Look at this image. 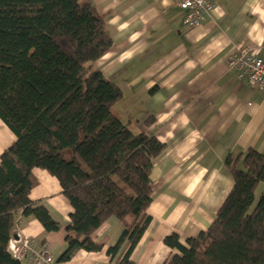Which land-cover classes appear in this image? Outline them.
Masks as SVG:
<instances>
[{
	"label": "trees",
	"instance_id": "obj_1",
	"mask_svg": "<svg viewBox=\"0 0 264 264\" xmlns=\"http://www.w3.org/2000/svg\"><path fill=\"white\" fill-rule=\"evenodd\" d=\"M112 48L106 19L86 0H0V120L17 138L0 156V264H24L10 251L20 218L33 216L46 233L62 228L31 199L36 169L57 179L71 208L58 264L95 250L94 234L112 217L123 228L112 260L122 250L116 264H136L165 145L114 114L123 92L96 67ZM224 164L230 194L198 237L165 239L177 251L169 264H264V154Z\"/></svg>",
	"mask_w": 264,
	"mask_h": 264
},
{
	"label": "crops",
	"instance_id": "obj_2",
	"mask_svg": "<svg viewBox=\"0 0 264 264\" xmlns=\"http://www.w3.org/2000/svg\"><path fill=\"white\" fill-rule=\"evenodd\" d=\"M86 1L106 19L113 40L96 67L123 92V117L114 114L134 132H154L165 145L151 174L152 222L133 261L169 264L177 251L165 239L176 234L185 244L198 237L230 194L226 158L250 150L264 154V90H252L247 77L229 66L244 48L264 61V0H211L214 10L194 27L185 24L187 11L174 0ZM16 139L0 120V156ZM33 174L38 185L32 201L62 228L46 233L36 219L21 218L16 227L24 241L57 261L66 249L71 208L56 178L40 169ZM122 232L110 218L94 234L95 250L61 264H116L122 250L114 260L111 254Z\"/></svg>",
	"mask_w": 264,
	"mask_h": 264
},
{
	"label": "built area",
	"instance_id": "obj_3",
	"mask_svg": "<svg viewBox=\"0 0 264 264\" xmlns=\"http://www.w3.org/2000/svg\"><path fill=\"white\" fill-rule=\"evenodd\" d=\"M177 6L187 11L185 24L189 27L199 26L204 16L214 10L211 0H174ZM229 66L238 70L241 76H246L252 90H264V61L252 54L249 48H244L233 54ZM23 223L35 218H21ZM17 261L24 264H58L53 256L44 254L34 248L32 240H25L19 251L14 254Z\"/></svg>",
	"mask_w": 264,
	"mask_h": 264
},
{
	"label": "water",
	"instance_id": "obj_4",
	"mask_svg": "<svg viewBox=\"0 0 264 264\" xmlns=\"http://www.w3.org/2000/svg\"><path fill=\"white\" fill-rule=\"evenodd\" d=\"M23 241H24L23 236L21 235L17 227H15L11 231V235H10V249L12 250V252L17 253L21 248Z\"/></svg>",
	"mask_w": 264,
	"mask_h": 264
},
{
	"label": "rangeland",
	"instance_id": "obj_5",
	"mask_svg": "<svg viewBox=\"0 0 264 264\" xmlns=\"http://www.w3.org/2000/svg\"><path fill=\"white\" fill-rule=\"evenodd\" d=\"M113 110H115V112H117V113H120V114H122V117H123V103L122 104H119L118 106H116L115 107V109H113ZM114 112V113H115ZM125 115V117H126V119H133V114H128V115H126V114H124ZM130 121V120H129ZM132 121V120H131ZM126 126V125H125ZM130 130H132V131H134L133 129L134 128H130V127H128ZM71 156V152L69 151V150H67V151H65L64 152V157L65 158H69ZM263 188H262V186H261V188H259L258 189V191H257V193H259L261 190H262Z\"/></svg>",
	"mask_w": 264,
	"mask_h": 264
}]
</instances>
